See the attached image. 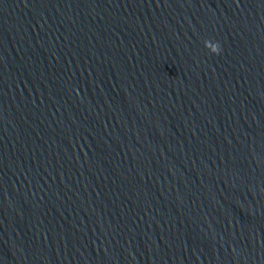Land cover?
<instances>
[{
    "label": "water",
    "instance_id": "obj_1",
    "mask_svg": "<svg viewBox=\"0 0 264 264\" xmlns=\"http://www.w3.org/2000/svg\"><path fill=\"white\" fill-rule=\"evenodd\" d=\"M0 264H264V0H0Z\"/></svg>",
    "mask_w": 264,
    "mask_h": 264
},
{
    "label": "clouds",
    "instance_id": "obj_2",
    "mask_svg": "<svg viewBox=\"0 0 264 264\" xmlns=\"http://www.w3.org/2000/svg\"><path fill=\"white\" fill-rule=\"evenodd\" d=\"M212 41V40H205V47L208 48L209 46V42ZM213 46L210 48V51L213 52V53H216V54H219L220 51H221V47H220V44L218 41H213Z\"/></svg>",
    "mask_w": 264,
    "mask_h": 264
}]
</instances>
